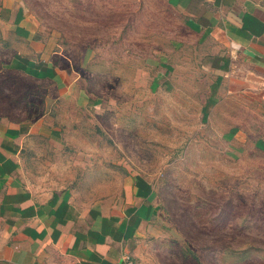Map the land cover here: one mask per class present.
Here are the masks:
<instances>
[{
  "label": "rangeland",
  "instance_id": "obj_1",
  "mask_svg": "<svg viewBox=\"0 0 264 264\" xmlns=\"http://www.w3.org/2000/svg\"><path fill=\"white\" fill-rule=\"evenodd\" d=\"M22 1L36 37L70 60L75 91L98 100L53 103L66 148L33 140L34 181L91 201L125 178L146 182L155 214L139 238L140 264H264V154L226 142L201 116L210 76L193 52H169L194 42L179 14L165 0ZM14 46L0 24V117L36 122L52 86L5 70Z\"/></svg>",
  "mask_w": 264,
  "mask_h": 264
},
{
  "label": "crops",
  "instance_id": "obj_2",
  "mask_svg": "<svg viewBox=\"0 0 264 264\" xmlns=\"http://www.w3.org/2000/svg\"><path fill=\"white\" fill-rule=\"evenodd\" d=\"M22 2L0 0V24L16 44L5 70L50 83L52 106L36 122L0 117V264H120L125 253L140 264L139 238L155 214L146 182L125 178L119 190L91 201L82 191L47 190L33 179V140L66 148L53 125V103L67 99L89 107L98 100L75 91L70 60L58 45L36 37ZM165 3L194 40H177L169 52H193L210 76L201 116L226 142L264 154V0Z\"/></svg>",
  "mask_w": 264,
  "mask_h": 264
},
{
  "label": "built area",
  "instance_id": "obj_3",
  "mask_svg": "<svg viewBox=\"0 0 264 264\" xmlns=\"http://www.w3.org/2000/svg\"><path fill=\"white\" fill-rule=\"evenodd\" d=\"M120 264H138L136 260L129 254H123Z\"/></svg>",
  "mask_w": 264,
  "mask_h": 264
}]
</instances>
